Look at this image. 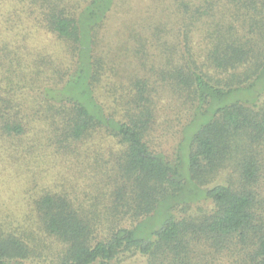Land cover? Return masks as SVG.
I'll use <instances>...</instances> for the list:
<instances>
[{
	"label": "trees",
	"instance_id": "16d2710c",
	"mask_svg": "<svg viewBox=\"0 0 264 264\" xmlns=\"http://www.w3.org/2000/svg\"><path fill=\"white\" fill-rule=\"evenodd\" d=\"M168 2L136 35L152 76H120L101 52L116 0H0L1 180L37 187L0 220V264H264V0ZM166 85L194 110L171 161L149 143Z\"/></svg>",
	"mask_w": 264,
	"mask_h": 264
},
{
	"label": "rangeland",
	"instance_id": "374dc122",
	"mask_svg": "<svg viewBox=\"0 0 264 264\" xmlns=\"http://www.w3.org/2000/svg\"><path fill=\"white\" fill-rule=\"evenodd\" d=\"M169 3L168 0H116L103 33L101 52L116 68L120 76L132 73L152 76L151 67L153 63L158 62L157 56L151 57L146 67L140 65L141 59L137 53L139 43L136 35H140L143 39L150 38L151 41L145 39L150 44L153 41L154 23L168 21L167 16L170 19L173 18L172 11L170 12L168 8ZM193 42L197 58L202 61L205 57L203 41L196 34ZM147 48L150 53L151 45ZM151 52L155 53L156 51L153 48ZM154 96L157 112L155 123L150 132L149 143L152 149L163 153L171 161L175 159L180 146L187 142L185 140L186 127L193 118L194 110L191 103L185 102L184 97L180 98L179 94L169 89V85L159 88ZM262 100H264V94ZM105 146V144L101 145V148L105 149ZM74 162L45 164L44 182L54 184L61 174L74 175L77 172L73 167ZM9 168L11 169L9 172H11L13 168L10 166ZM93 168L90 167L88 173L92 172ZM4 175L5 173L0 171V217H2L0 220H13L14 224H17L29 211V202L35 195L37 187L35 189V184L30 182L29 174L18 173L17 176L11 177L10 181L6 182L1 180ZM218 181H223L222 176ZM208 204V201L193 204L191 211L197 212L199 207L204 208ZM149 226L150 230L152 224ZM220 261L226 263L228 258L220 259ZM113 264H147V258L139 253L133 256L124 255Z\"/></svg>",
	"mask_w": 264,
	"mask_h": 264
}]
</instances>
